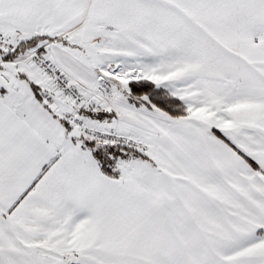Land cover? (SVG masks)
<instances>
[{
	"label": "snow or ice",
	"instance_id": "obj_1",
	"mask_svg": "<svg viewBox=\"0 0 264 264\" xmlns=\"http://www.w3.org/2000/svg\"><path fill=\"white\" fill-rule=\"evenodd\" d=\"M0 264H264V0H0Z\"/></svg>",
	"mask_w": 264,
	"mask_h": 264
}]
</instances>
